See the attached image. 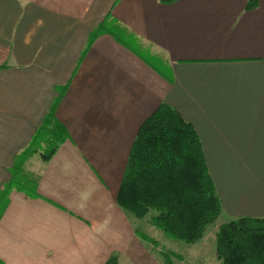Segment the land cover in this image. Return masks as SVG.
Returning a JSON list of instances; mask_svg holds the SVG:
<instances>
[{
    "label": "crops",
    "instance_id": "obj_1",
    "mask_svg": "<svg viewBox=\"0 0 264 264\" xmlns=\"http://www.w3.org/2000/svg\"><path fill=\"white\" fill-rule=\"evenodd\" d=\"M250 1L0 0V264H162L116 203L161 103L195 130L221 214L264 217V0ZM58 96L66 138L22 157Z\"/></svg>",
    "mask_w": 264,
    "mask_h": 264
},
{
    "label": "trees",
    "instance_id": "obj_2",
    "mask_svg": "<svg viewBox=\"0 0 264 264\" xmlns=\"http://www.w3.org/2000/svg\"><path fill=\"white\" fill-rule=\"evenodd\" d=\"M175 0H159L170 4ZM255 6L250 1L246 8ZM106 25L98 26L90 42ZM61 94V91L58 93ZM55 99L22 157L44 144L41 157L47 161L66 138L55 120ZM117 205L136 219L148 223L166 237L194 245L222 212L205 162L202 145L193 127L168 105L159 107L140 125L133 141L124 175L116 195ZM137 237L158 247L143 233ZM163 264L181 257L158 251ZM215 257L219 264H264V217H239L220 225L215 233ZM111 255L104 264H116Z\"/></svg>",
    "mask_w": 264,
    "mask_h": 264
},
{
    "label": "rangeland",
    "instance_id": "obj_3",
    "mask_svg": "<svg viewBox=\"0 0 264 264\" xmlns=\"http://www.w3.org/2000/svg\"><path fill=\"white\" fill-rule=\"evenodd\" d=\"M142 54L155 67L161 71H166L164 61L150 58L144 52ZM134 220L135 228L138 230L137 232L143 233L157 241L158 247L152 248L155 254L163 250L181 257V260L173 258V264H219V261L215 257V233L220 225L229 221L225 214H221L213 224L208 226L202 239L194 245H186L185 243L166 237L159 230L151 226L147 218Z\"/></svg>",
    "mask_w": 264,
    "mask_h": 264
}]
</instances>
